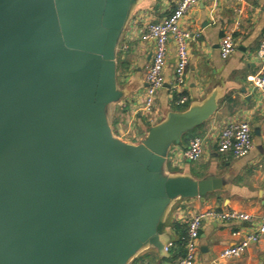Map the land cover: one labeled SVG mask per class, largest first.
I'll return each instance as SVG.
<instances>
[{"label":"water","instance_id":"95a60500","mask_svg":"<svg viewBox=\"0 0 264 264\" xmlns=\"http://www.w3.org/2000/svg\"><path fill=\"white\" fill-rule=\"evenodd\" d=\"M134 2L0 0V264L163 255L158 225L172 202L219 187L166 171L170 147L210 110L170 113L137 145L112 133Z\"/></svg>","mask_w":264,"mask_h":264},{"label":"crops","instance_id":"0c3cea01","mask_svg":"<svg viewBox=\"0 0 264 264\" xmlns=\"http://www.w3.org/2000/svg\"><path fill=\"white\" fill-rule=\"evenodd\" d=\"M179 1L135 0L133 3L117 52L116 82L121 96L110 105L109 125L120 141L137 145L150 127L170 113L210 110L199 125L182 136L179 144L170 147L166 171L195 181L214 178L219 181V187L204 196L174 200L158 225L164 254L146 247L129 264H172L184 254L179 239L189 219L209 209L242 212L251 221L204 222L196 264H264V236L243 255L219 259L222 249L237 244L260 222L264 213V99L248 81L261 70L256 51L264 39V0L204 1L189 10L180 22L181 29L192 35L185 71L187 101L178 106L177 98L170 96L165 88L157 94L153 113L147 116L141 111V104L154 44L141 37L148 24L161 22ZM227 34L232 36L235 50L227 59H222L219 44ZM174 63L175 49L169 43L168 64L164 70L167 83L172 79ZM231 121H245L251 128L253 148L243 158L234 159L229 153L218 151L219 135ZM193 138L203 142V154L196 162L181 155Z\"/></svg>","mask_w":264,"mask_h":264},{"label":"built area","instance_id":"2783aa9c","mask_svg":"<svg viewBox=\"0 0 264 264\" xmlns=\"http://www.w3.org/2000/svg\"><path fill=\"white\" fill-rule=\"evenodd\" d=\"M214 2L222 0H180L177 7L161 22L150 23L142 35L143 41H151L154 44L152 60L145 74L146 89L141 104L144 115L153 113L157 94L166 89L170 96H175V103L183 106L187 97L184 95L185 71L189 62L188 42L192 39L190 32L181 29L180 22L185 14L200 2ZM242 3L243 0H232ZM172 43L175 49V63L173 76L170 82L164 78V70L168 64V44ZM235 50V44L230 34L225 35L219 44L220 57L227 59ZM256 57L261 62L260 72L248 78L252 86L260 91L264 99V39L260 42L256 51ZM253 148L252 132L245 121L228 122L222 129L218 138V151L229 153L234 159L247 156ZM203 154V142L200 138H193L186 149L181 153L182 157L190 162L198 161ZM250 222L251 217L242 212H225L209 209L197 212L187 222L185 234L181 237L184 247V255L173 264H196L199 252L198 240L200 229L204 222ZM264 236V213L260 222L250 228L244 237L235 245L225 247L219 254V259L228 260L243 255L251 244L257 243Z\"/></svg>","mask_w":264,"mask_h":264},{"label":"trees","instance_id":"16d2710c","mask_svg":"<svg viewBox=\"0 0 264 264\" xmlns=\"http://www.w3.org/2000/svg\"><path fill=\"white\" fill-rule=\"evenodd\" d=\"M184 234H185V231L183 232V234L180 236V239H179V244H180L181 246H183V243H182V241H181V237L184 236ZM183 255H184V254H183ZM183 255H182V256H183ZM175 261H176V260H175ZM175 261H174V262H175ZM174 262H173V263H174ZM173 263H172V264H173Z\"/></svg>","mask_w":264,"mask_h":264}]
</instances>
